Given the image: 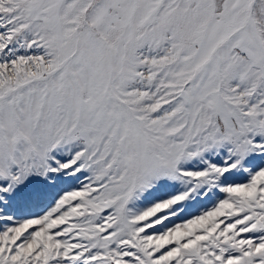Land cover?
I'll use <instances>...</instances> for the list:
<instances>
[{
	"label": "snow or ice",
	"instance_id": "snow-or-ice-1",
	"mask_svg": "<svg viewBox=\"0 0 264 264\" xmlns=\"http://www.w3.org/2000/svg\"><path fill=\"white\" fill-rule=\"evenodd\" d=\"M0 264H264V0H0Z\"/></svg>",
	"mask_w": 264,
	"mask_h": 264
}]
</instances>
